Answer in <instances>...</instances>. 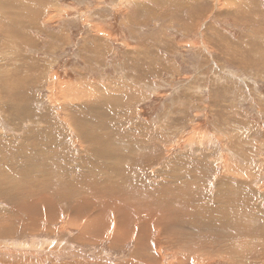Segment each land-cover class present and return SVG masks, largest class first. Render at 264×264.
<instances>
[{"label": "rangeland", "instance_id": "obj_1", "mask_svg": "<svg viewBox=\"0 0 264 264\" xmlns=\"http://www.w3.org/2000/svg\"><path fill=\"white\" fill-rule=\"evenodd\" d=\"M13 1L0 264H264V0Z\"/></svg>", "mask_w": 264, "mask_h": 264}, {"label": "bare ground", "instance_id": "obj_2", "mask_svg": "<svg viewBox=\"0 0 264 264\" xmlns=\"http://www.w3.org/2000/svg\"><path fill=\"white\" fill-rule=\"evenodd\" d=\"M0 2H2V3H0V8H3L4 6H6V5H8V0H0ZM30 2H32L33 3V1H31V0H15V1H13V2H10V3H12L13 5H15V7H16V9L18 10V12H21V13H24V14H27V12H28V8H27V4H30ZM36 4L35 5H38V6H41L42 7V2H41V0L39 1V2H35ZM34 4V3H33ZM5 9V8H4ZM24 9H26V11L25 12H23V10ZM32 11H34L33 9H32ZM41 10H39V11H37L38 13L40 12ZM36 12V11H35ZM65 170V169H64ZM141 177V176H140ZM143 177V176H142ZM66 178V177H65ZM128 180V179H127ZM139 187L142 189V183L141 182H139ZM137 185V186H138ZM166 186H168V185H166ZM146 188V186L144 185V189ZM168 188V187H167ZM144 189H142V190H144ZM178 191H179V193H178V195L177 196H173V197H171L172 199L173 198H175V199H173L174 200V204L175 205H178V203H179V201L181 202L183 199H185L186 198V195H181L182 193H188L189 195H191L190 194V192H193L195 195H199V193L197 192V191H194V190H192V189H189L188 187H179V189H177ZM166 191V190H165ZM169 191V190H168ZM167 191V192H168ZM240 191V190H239ZM80 192V191H79ZM240 192H242V191H240ZM163 193V192H162ZM105 194V193H104ZM153 194H154V192H153ZM152 194V195H153ZM178 197V198H177ZM169 198V194L167 193V195L166 196H164V195H162L161 197H159L158 198V200H166V199H168ZM170 198V199H171ZM189 198H191L190 196H189ZM87 201V200H86ZM171 201V200H170ZM102 203V202H101ZM162 203V202H161ZM167 203V202H166ZM103 204V203H102ZM168 204V203H167ZM106 206H108L107 204H105ZM162 205H163V203H162ZM170 205V204H169ZM168 205V206H169ZM180 205V204H179ZM144 206V205H143ZM167 206V205H166ZM163 207V206H162ZM47 209V208H46ZM85 209V208H84ZM112 209V208H111ZM115 209H116V207H115ZM118 209V208H117ZM163 210H168V209H166V207L165 208H162ZM171 209H172V207H171ZM178 209V208H177ZM122 210V209H121ZM125 211H127V210H125ZM169 211V210H168ZM180 211V210H179ZM110 212V211H109ZM151 212V211H150ZM54 213V212H53ZM111 214H113V221H112V224H111V226L109 227V229H112L113 231H114V233H116V235L117 234H121V231H122V229L124 228V227H130L129 225L131 224V223H134L135 225H137V226H140V225H142V224H144V223H147L148 221L147 220H145L146 222H139V220H138V223H137V218L136 217H134V215L133 214H130V212H124L123 210L122 211H119V210H115V211H112L111 212ZM155 214V213H154ZM118 215V216H117ZM236 215V214H235ZM157 216V215H156ZM175 216V215H174ZM177 216V215H176ZM188 216V215H187ZM111 218H112V216H110ZM144 217V216H143ZM180 217V216H179ZM233 217V216H232ZM238 217V216H237ZM92 219V218H91ZM124 219H128L129 221H128V223H126V224H124V225H119L118 223L119 222H122ZM138 219H140V218H138ZM157 219V218H156ZM93 220V219H92ZM95 220V219H94ZM150 220V219H149ZM152 220H154V219H152ZM151 220V221H152ZM80 222H81V220H80ZM157 223H158V221H156ZM100 224V223H99ZM139 224V225H138ZM99 226V225H98ZM97 226V227H98ZM245 226V225H244ZM250 226V225H249ZM153 227V226H152ZM246 227V226H245ZM255 227V226H254ZM88 228V227H87ZM96 228V227H95ZM101 228V227H100ZM99 228V229H100ZM107 228V227H106ZM92 230V229H91ZM91 230L89 231L90 233H91ZM104 230V229H103ZM139 230V229H138ZM157 230V229H156ZM83 231V230H82ZM260 231V230H259ZM88 232V233H89ZM94 232V231H93ZM87 233V232H86ZM97 233V232H96ZM105 233V232H104ZM107 233V232H106ZM123 233V232H122ZM149 233V232H148ZM148 233H142L143 234V236H145V239L147 238L148 240H151V239H153V236H151V234H148ZM152 233V232H151ZM93 234V233H92ZM157 234V233H156ZM115 235V236H116ZM169 235V234H168ZM101 236V235H100ZM131 236V235H130ZM180 236V235H179ZM117 237V236H116ZM133 237V236H132ZM182 237V236H181ZM142 238V237H141ZM170 238V237H169ZM118 239H120V238H118ZM147 241V240H146ZM157 242V241H156ZM139 245H140V243H138ZM144 245V244H143ZM146 245H150V247H151V245L152 246H155V243L154 242H152V243H150V242H147L144 246H142V245H140L141 246V249H143ZM184 248V247H183ZM138 249H140V248H138ZM187 249V248H186ZM145 250V249H144ZM147 250H148V248H147ZM194 250V249H193ZM139 251V250H138ZM142 252V251H141ZM182 254V253H181ZM192 254V253H191ZM197 255V254H196ZM201 255V254H200ZM195 257V256H194ZM149 260V259H148ZM182 261H184L183 259H182ZM196 261V260H195ZM178 264H179V262H178ZM182 264V263H181Z\"/></svg>", "mask_w": 264, "mask_h": 264}]
</instances>
